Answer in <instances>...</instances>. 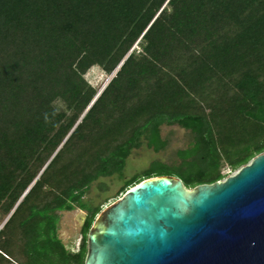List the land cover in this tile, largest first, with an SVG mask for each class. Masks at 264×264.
I'll list each match as a JSON object with an SVG mask.
<instances>
[{"label":"trees","instance_id":"obj_1","mask_svg":"<svg viewBox=\"0 0 264 264\" xmlns=\"http://www.w3.org/2000/svg\"><path fill=\"white\" fill-rule=\"evenodd\" d=\"M163 126L186 146L126 181ZM262 154L264 0H0V264H85L101 179L125 181L118 198L159 176L193 190ZM76 209L71 251L59 213Z\"/></svg>","mask_w":264,"mask_h":264},{"label":"water","instance_id":"obj_2","mask_svg":"<svg viewBox=\"0 0 264 264\" xmlns=\"http://www.w3.org/2000/svg\"><path fill=\"white\" fill-rule=\"evenodd\" d=\"M87 246L85 264H264V154L193 190L143 181L98 216Z\"/></svg>","mask_w":264,"mask_h":264},{"label":"rangeland","instance_id":"obj_3","mask_svg":"<svg viewBox=\"0 0 264 264\" xmlns=\"http://www.w3.org/2000/svg\"><path fill=\"white\" fill-rule=\"evenodd\" d=\"M86 79L95 88L99 83L102 82L103 79H105L106 81L108 80V78L104 74L100 73V70L97 67H93L87 73ZM59 108L65 109L62 104H59ZM186 135L187 133L177 126H163L162 136L165 140L168 141V147L160 153H156L154 150L149 149L146 145H144L139 150H135L127 161L125 170L126 181L130 180L138 174H142L154 161L171 163L175 157L176 151L186 146ZM239 171L240 170L231 171L229 169H226L224 171V173L228 176L226 179L236 175ZM124 183L125 181H120L117 177L101 179L98 183L93 185V188L91 189L85 200L95 207L98 205L103 206V210H105L116 201L121 199V197L118 198L117 195L124 186ZM102 186H104V188H107V190L102 191ZM59 215L61 217L58 233L60 240L64 243L65 246H67L69 250L79 251L84 242L82 229L87 218V213L76 209L73 212L59 213ZM86 249L88 254V246Z\"/></svg>","mask_w":264,"mask_h":264}]
</instances>
